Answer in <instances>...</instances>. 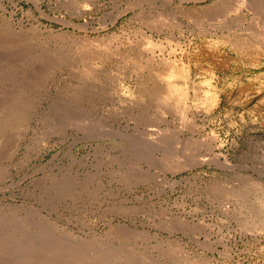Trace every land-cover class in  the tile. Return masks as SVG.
Here are the masks:
<instances>
[{
    "label": "rangeland",
    "instance_id": "rangeland-1",
    "mask_svg": "<svg viewBox=\"0 0 264 264\" xmlns=\"http://www.w3.org/2000/svg\"><path fill=\"white\" fill-rule=\"evenodd\" d=\"M263 40L264 0H0V264H264Z\"/></svg>",
    "mask_w": 264,
    "mask_h": 264
},
{
    "label": "bare ground",
    "instance_id": "bare-ground-1",
    "mask_svg": "<svg viewBox=\"0 0 264 264\" xmlns=\"http://www.w3.org/2000/svg\"><path fill=\"white\" fill-rule=\"evenodd\" d=\"M218 10V9H217ZM216 10V11H217ZM213 11H215V10H213ZM260 23V22H259ZM255 25V24H254ZM232 39V38H231ZM264 41V40H263ZM156 89V88H155ZM162 89V88H161ZM156 91H158V90H156ZM154 92V91H153ZM162 92V91H161ZM146 95H147V93H146ZM148 96V95H147ZM81 261V260H80ZM209 261H211V260H209ZM212 264V263H211Z\"/></svg>",
    "mask_w": 264,
    "mask_h": 264
}]
</instances>
